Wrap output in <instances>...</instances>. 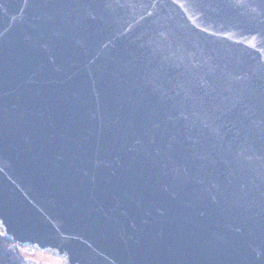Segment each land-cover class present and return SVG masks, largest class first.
I'll return each instance as SVG.
<instances>
[{"label":"water","instance_id":"obj_1","mask_svg":"<svg viewBox=\"0 0 264 264\" xmlns=\"http://www.w3.org/2000/svg\"><path fill=\"white\" fill-rule=\"evenodd\" d=\"M0 227L68 264H264V0H0Z\"/></svg>","mask_w":264,"mask_h":264},{"label":"trees","instance_id":"obj_2","mask_svg":"<svg viewBox=\"0 0 264 264\" xmlns=\"http://www.w3.org/2000/svg\"><path fill=\"white\" fill-rule=\"evenodd\" d=\"M21 250L29 252L37 251L34 247L15 243L10 237L4 234L0 227V264H30L22 256Z\"/></svg>","mask_w":264,"mask_h":264},{"label":"rangeland","instance_id":"obj_3","mask_svg":"<svg viewBox=\"0 0 264 264\" xmlns=\"http://www.w3.org/2000/svg\"><path fill=\"white\" fill-rule=\"evenodd\" d=\"M21 254L30 264H68L66 259L52 250L29 252L21 250Z\"/></svg>","mask_w":264,"mask_h":264}]
</instances>
